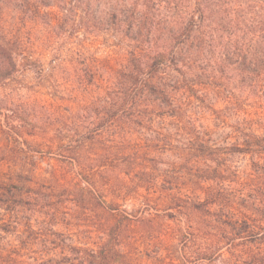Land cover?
<instances>
[{
	"label": "trees",
	"instance_id": "1",
	"mask_svg": "<svg viewBox=\"0 0 264 264\" xmlns=\"http://www.w3.org/2000/svg\"><path fill=\"white\" fill-rule=\"evenodd\" d=\"M29 1L0 17V264H264L221 155L264 165L232 86L264 88V15L189 0L153 26L123 0ZM88 21L115 43H69Z\"/></svg>",
	"mask_w": 264,
	"mask_h": 264
},
{
	"label": "rangeland",
	"instance_id": "2",
	"mask_svg": "<svg viewBox=\"0 0 264 264\" xmlns=\"http://www.w3.org/2000/svg\"><path fill=\"white\" fill-rule=\"evenodd\" d=\"M28 0H0V17H3L8 22H13V18L16 15V11L23 10L29 11ZM31 1V0H30ZM29 1V2H30ZM218 4L220 7L230 8L235 10L251 27H255L259 22L261 16L264 15V0H212ZM115 2V0H114ZM127 7L136 8L137 10H144L148 12V23L153 26L158 25L160 22L166 21V15L170 20V16L180 15V13H185L187 9L191 7L189 0H123L122 2ZM25 8V9H23ZM30 12V11H29ZM98 17V10L94 13ZM7 22V23H8ZM30 23V22H29ZM29 23L27 25H29ZM110 25V24H109ZM39 27H44L43 24L38 25ZM108 26V25H107ZM31 27V26H27ZM257 30V29H251ZM67 32L74 35L73 38L68 40L69 43H73L75 47H79V44L85 46V42H93L95 45L98 43L110 46L115 43L116 34L110 30L107 33L98 31L95 29L94 24L90 21L85 23H78L75 30L69 28ZM160 36V34H158ZM96 41V42H94ZM99 45V46H102ZM232 75L229 73L226 75V80L230 79ZM225 80V81H226ZM237 80V79H236ZM251 80V81H250ZM32 81V79H29ZM33 82V81H32ZM253 79H248L244 82H239L235 86L236 98L246 111L249 112L247 121L254 124V129L257 133L264 132V88L259 86L253 87ZM264 85V83H262ZM28 86V84H27ZM22 95L27 93V91L21 92ZM237 103V104H238ZM217 113H212L209 115L210 119H227L230 125H234L237 118L235 116V110H230V108L224 107L223 104L219 105ZM63 124H69L73 127L78 123L79 119H58ZM228 147L221 151L223 159L226 163L225 165L232 171L231 174H226L228 177L224 182V187L227 189L229 194L234 195L237 198L240 207H246L248 209L247 217L255 219L259 223V220L264 219V165L257 162V158H252L251 155L231 151ZM166 161H171L169 156L165 157ZM185 168L186 165H183ZM233 174V175H232ZM253 176L252 178H249ZM224 214V213H220ZM263 214V215H262ZM264 221L262 222L263 225ZM264 226V225H263Z\"/></svg>",
	"mask_w": 264,
	"mask_h": 264
}]
</instances>
